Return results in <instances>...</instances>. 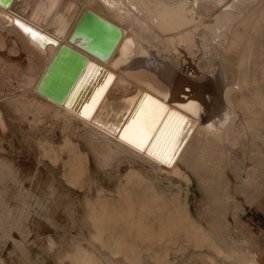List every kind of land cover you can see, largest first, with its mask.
Wrapping results in <instances>:
<instances>
[{"label":"bare ground","instance_id":"bare-ground-1","mask_svg":"<svg viewBox=\"0 0 264 264\" xmlns=\"http://www.w3.org/2000/svg\"><path fill=\"white\" fill-rule=\"evenodd\" d=\"M116 3L125 6L115 10ZM259 8H264V0H0V128L7 130L6 120L21 128L29 125L22 134L38 132L39 164L46 156L62 162L64 184L52 176L40 197L66 204L64 212L72 227L63 232H92L86 238L91 247L68 255L72 264H149L132 261L126 253L121 261L117 259L132 246L113 232L143 230L146 219L162 208L171 217L159 231L192 230L197 242L207 243L223 261L260 264L252 240L235 241L223 235L228 230L226 218L206 206L205 199L194 219L186 197L189 173L204 193L207 180H221L222 172L209 167V150L217 153L225 139L237 140L236 146L241 138L251 139L249 129H234L238 113L255 111L257 104L264 112V96L257 92L254 106L244 104L249 97L236 96V88L249 80L246 74L256 69L254 65L264 71V14L251 13ZM17 19L48 39L37 42ZM6 49L8 55L2 54ZM148 97L164 105V111L141 151L121 139L120 133ZM234 99L242 100L236 108ZM86 106L94 109L90 118L80 115ZM173 113L184 118L183 129L175 159L164 164L147 149L162 133L172 131ZM138 131L130 129L129 135ZM255 133L252 137L261 143L264 123ZM2 145L0 139V232H8V206L3 201L10 193L8 187L33 184L38 173L23 179L22 167L2 156ZM90 155L97 171L115 184L113 193L97 185L96 201L86 190L97 178ZM235 166L242 176L241 187L251 189L255 176ZM57 183L67 185L69 191ZM75 188L83 199L73 198L70 191ZM37 195L28 194L32 199ZM206 214L211 218L204 226L201 220ZM14 244L16 248L19 243ZM29 255L23 251V264L31 263Z\"/></svg>","mask_w":264,"mask_h":264},{"label":"rangeland","instance_id":"rangeland-1","mask_svg":"<svg viewBox=\"0 0 264 264\" xmlns=\"http://www.w3.org/2000/svg\"><path fill=\"white\" fill-rule=\"evenodd\" d=\"M251 13L258 14V16L263 15L264 8L253 10ZM2 54L8 55V50L6 49ZM22 59H24V56H21L20 60ZM254 66L256 69H252L246 74L249 80L243 85H238L236 88L238 89L236 96L240 99L241 95L249 97L250 99L245 98L246 100L244 104L246 105L248 101L250 106L255 105V100L253 99L255 92H257L258 97L264 96V71L262 68L260 69V67H257V65ZM240 99L233 100L234 107L236 104L241 103L242 100ZM238 115V121L234 126V129H238V132L245 130L244 128L249 129L251 139L248 140L241 138V143L238 146H236L237 140L234 141L235 143H232L230 139H225L224 142L222 141L217 153H212V150H209V153L211 154L208 157L209 167L211 170H220L222 172L221 180H207V187L205 188L206 192L204 193L198 185L196 181L197 179L189 173L191 183L187 188L186 197L188 200L189 211L194 219H198L197 214L200 210V201L205 199L206 206L211 207L212 210L214 209L213 211L217 210V213L219 212L221 217L223 215L226 218L225 221H227L228 230L223 232V235H227L229 238L231 236L230 239H234L235 241L236 239H238L237 241H242V239L246 238L250 240L252 239L247 232L241 231L242 225L239 224L238 215L244 212L242 211V205L240 204L239 198H243L248 205H253L261 196H264V140H262L261 143H258L255 141V138L252 137L257 135V133H255L256 129H259L260 124L264 123V112L261 111L259 104H257L255 111H251L248 114L239 112ZM6 124L7 130L5 132L1 131L0 128V139L3 141L2 147L5 149V154L2 156L13 159L22 167L23 173L21 176L23 179L26 178V176L35 173V171H37L38 174L33 184L26 181L23 186L18 187L10 185L8 187L10 193L3 200L7 201L5 204L8 206L6 212L8 216L5 217V223H7L5 225H7L8 232H0V244H6L11 240L15 247L14 242L19 243L16 244V248L13 247V250L17 251L16 257L18 264H23L21 259H23L22 253L24 250L27 251V253L29 251L32 257H36V259H32L30 255L28 256L29 259H31L30 264H36L37 262L40 264H72L71 260L67 258L68 255H72L78 248L91 247L86 238H89L92 232H63L72 227L70 216L68 214L66 215V212H64L66 204L57 199L56 201L51 202L45 197H40L42 196L44 186L52 180V176H54L58 182L62 181L64 184L65 181L61 175L62 162L57 159L52 160L46 156L41 159L42 163L39 164L38 158L40 156V151L35 141V133L38 132H30L31 134L26 137L25 134H22V129L27 132L29 125L21 128L18 123L12 125L8 120H6ZM57 133L58 135L55 139L57 143H59L61 137L58 129ZM260 135L262 134H259L258 136ZM262 136L264 139V135ZM81 149L86 150V147L82 145ZM228 159L230 161H227ZM90 162L92 171L97 174L95 176L97 178L96 183H93V186L86 190L88 191V195L94 201L97 198V185L103 186L105 189H109L113 193L115 184L97 171L91 155ZM235 165L241 166L244 171L251 172L255 176L253 185V187L257 189L255 193L253 187L251 189L241 187L240 182L242 176L238 174V169H235ZM122 171L124 173L125 168H123ZM213 173L214 176L218 178V175H215L216 172ZM36 184H40V188H37ZM61 185L62 184H59L58 186L69 191L67 185ZM221 187L223 188L222 190L220 189ZM18 191L22 194L13 198L12 196L18 194ZM32 191L38 194L34 199L28 196ZM70 192L73 198L79 197L80 199H83V193L79 191V189L75 188ZM216 193H219L217 194L219 196H217ZM248 193L250 198L246 197ZM220 194L224 197L222 196L221 198ZM183 196H185L184 192ZM116 199H118V197L115 194L114 200ZM220 201L225 204H221ZM231 201L233 202L232 204H230ZM11 203H15L16 205L14 204L15 206H12ZM208 204L215 206H210ZM224 207H226L225 211ZM63 212L64 214H62ZM170 217L168 209L162 208L158 215L149 217V220L148 218L146 219L144 223L148 229H145V226H143L144 229H140L139 231L137 228H131V232H113L114 234L118 233L122 241L123 239L127 240L126 242L128 243V246H132L130 250L121 252V254L118 255L120 258H117L118 256H115V258L121 261V255L126 253L130 257V260L135 262L138 261L139 263L230 264L223 261L221 258H218L216 252L207 243H204V241L197 242L196 235L192 230L189 232H170L168 230L159 231L158 228L160 226L166 227ZM156 218H158V220ZM210 218L211 216L206 214L201 220V223L206 226ZM13 231H16L19 234L16 236L17 239L11 235ZM51 242L52 244H50ZM92 248L99 250L94 244L92 245ZM103 251L108 253V250L106 249H103ZM60 259L62 260V263H60ZM126 264L130 263L126 261Z\"/></svg>","mask_w":264,"mask_h":264},{"label":"snow or ice","instance_id":"snow-or-ice-1","mask_svg":"<svg viewBox=\"0 0 264 264\" xmlns=\"http://www.w3.org/2000/svg\"><path fill=\"white\" fill-rule=\"evenodd\" d=\"M16 23L21 27L26 33H29L34 40L39 43H43L48 38L43 36L41 33L35 31L32 27H29L26 23L21 22L19 19ZM55 42V41H51ZM87 77H85L86 79ZM112 77H109V80ZM83 83V81H82ZM99 93L97 97L93 98V104L98 100ZM147 104L142 103L137 111L136 116L133 118L132 123L120 133L121 139L126 140L128 143L134 147L145 151V145L149 141V135L152 131V127L155 121L159 118L161 112L164 111V105L160 104L158 101L152 98H146ZM71 103V100H69ZM94 109L91 106H86L84 111L80 115L90 118V114ZM173 117H176V122L172 125V131L169 133H162L161 137L157 138V141L152 144L151 148L147 149L148 154L153 156L157 160L164 164H171L177 155L176 148L179 146V135L183 129V117H177V114L173 113ZM136 128L139 131L134 135H129V130ZM119 132L118 129H113Z\"/></svg>","mask_w":264,"mask_h":264},{"label":"crops","instance_id":"crops-1","mask_svg":"<svg viewBox=\"0 0 264 264\" xmlns=\"http://www.w3.org/2000/svg\"><path fill=\"white\" fill-rule=\"evenodd\" d=\"M244 213L238 215L241 231L247 232L252 239L253 250L257 260L264 264V196H261L253 205H248L243 198H239ZM15 203H11L13 206ZM16 205V204H15ZM14 205V206H15ZM11 235L17 239L19 234L13 231ZM13 243L9 240L5 245L0 244V264H18L16 254L13 253ZM36 259V257H32ZM40 264V263H36Z\"/></svg>","mask_w":264,"mask_h":264},{"label":"water","instance_id":"water-1","mask_svg":"<svg viewBox=\"0 0 264 264\" xmlns=\"http://www.w3.org/2000/svg\"><path fill=\"white\" fill-rule=\"evenodd\" d=\"M113 5H114V6H115V5H116V6L119 5L118 7H114L115 10H117V9L120 10V9H122L123 6H125V5H122L121 3H118V4H117V3H116V4H112V6H113ZM123 8H124V7H123ZM112 9H113V8H112Z\"/></svg>","mask_w":264,"mask_h":264}]
</instances>
